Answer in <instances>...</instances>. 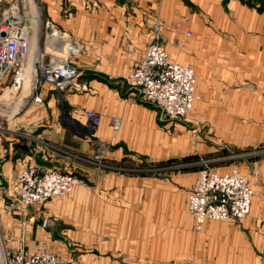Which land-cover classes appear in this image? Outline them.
Segmentation results:
<instances>
[{
  "label": "crops",
  "instance_id": "crops-1",
  "mask_svg": "<svg viewBox=\"0 0 264 264\" xmlns=\"http://www.w3.org/2000/svg\"><path fill=\"white\" fill-rule=\"evenodd\" d=\"M157 1L65 0L61 3L60 0H41L45 5L43 14L81 44L82 50L74 63L80 79L89 87L83 93L62 94L65 107H60V117H57L59 97L50 90L41 94V105L30 103L22 109L18 118L23 129L30 131L27 139L14 142L12 133L7 131L0 141V204L10 193L14 177L34 165L33 151L43 152L39 145L47 144L45 146L53 149L52 144H76V153H71L70 158L84 165L88 159H93L96 144L110 140V116L121 119V128L111 140L114 149L109 156L120 159L124 151H130L124 144L153 141L155 112L148 103L134 96L125 79L158 33L161 45L168 48L181 39L185 30L192 32L183 45L180 41L177 45L191 54L189 61L183 57V64L193 69L197 80L195 94H202L205 104H209L218 91L233 86L224 82L240 78L243 65L251 77L264 78V0H160V7L156 9ZM155 16L161 24L159 30L154 24ZM182 18H188L189 22L179 29L181 35L176 33V37L170 24ZM176 61L180 63V57ZM254 71L261 74L251 73ZM9 82L8 78L2 79L0 92ZM63 109L68 120L76 124L75 132L62 122ZM87 110L100 116L98 126H93L86 118ZM175 129L180 131L181 127ZM67 134L71 140L66 142ZM25 146L27 149L23 148ZM43 158L52 162L53 168L59 165L45 152ZM80 169L87 174L83 167ZM123 172L128 170L95 167L90 174L101 175L99 180L113 190L126 181L145 179L140 175L145 173L127 177L120 175ZM173 181L178 188H183L180 191L191 187V181L186 183L182 176ZM57 200L60 199H54L53 203ZM60 206V203L48 206L53 217ZM43 209H29L24 242L31 251L50 243L57 251L68 232L55 220L47 219L50 216ZM190 227L191 220L186 215L185 229L175 233L178 252L184 257L198 264H264V206L260 203H252L249 216L243 220L208 221L199 232H192ZM0 230L6 246L13 249L21 232L19 219L0 209ZM183 264L190 263L184 261Z\"/></svg>",
  "mask_w": 264,
  "mask_h": 264
},
{
  "label": "rangeland",
  "instance_id": "rangeland-1",
  "mask_svg": "<svg viewBox=\"0 0 264 264\" xmlns=\"http://www.w3.org/2000/svg\"><path fill=\"white\" fill-rule=\"evenodd\" d=\"M18 1L22 13L30 20L32 8L27 5L28 0ZM37 1L38 11L43 14L45 5L41 0ZM60 1L63 3L65 0ZM155 7H160V0ZM175 21L170 24V29L175 36L176 33L181 35L179 29L184 24L180 20ZM175 23L180 24L178 31ZM154 24L159 30L158 16H155ZM41 31L40 28L38 34ZM31 36L34 37L33 32ZM39 37L37 47L43 52L46 43L43 31ZM179 41L183 45L186 39L181 35ZM32 42L31 37L30 44ZM177 42L175 40L168 48L163 43L162 46L173 62L177 63L180 57V64H183V57L189 61L191 54H186ZM33 45L32 54L36 49ZM251 73L261 74L259 71ZM239 74L240 78L224 82L233 86L212 95L209 104L202 101V94L196 93L192 110L181 118L169 120L157 106L149 104L155 112L153 141L124 144L130 151H124L120 159L109 156V153L114 149L112 141L121 126L116 134L111 131L110 140L104 142L103 150L96 151L95 147L94 154H101L99 165L92 158L84 165L72 160L70 154L76 153V144H52L53 149L45 146L47 144L39 145L43 152L59 163L55 169L71 172L82 184L68 195L54 198L60 199L57 202L53 203V199L46 203L45 209L42 208L50 216L47 219L55 220L68 232L60 247L63 251L60 248L53 250L51 243L35 250L52 252L56 264H183L184 261L198 264L178 252L175 233L185 229L187 196L201 167L208 166L213 172L237 170L254 190L253 204L264 206L259 198L260 192L264 191V78L251 77L244 70V65ZM246 74L249 76L245 77ZM4 88L0 92V125L12 132L11 135L17 133L21 139H26L30 131L24 130L19 121L21 110L10 113L12 108L7 101H1ZM6 98L7 94L4 100ZM57 104V117H60V107H65L62 95ZM177 126L181 127L180 131L175 129ZM64 140L70 141V135L64 136ZM102 166L128 170L120 174L127 177L145 173L140 174L145 179L126 181L113 190L99 180L101 175L90 174L95 167L99 170L105 168ZM180 176L186 183L191 181L190 189L180 191L183 188H178L173 181ZM55 203L61 206L53 217L48 206ZM47 219L43 220L47 222Z\"/></svg>",
  "mask_w": 264,
  "mask_h": 264
},
{
  "label": "built area",
  "instance_id": "built-area-1",
  "mask_svg": "<svg viewBox=\"0 0 264 264\" xmlns=\"http://www.w3.org/2000/svg\"><path fill=\"white\" fill-rule=\"evenodd\" d=\"M37 2L35 0L34 12L29 20L22 13L18 0H0V85L4 78L10 81L2 91L1 101H7L12 108L10 113L22 111L30 103L41 105V94L47 90L60 97L65 92H86L89 87L80 79V72L74 63L82 50L81 44L59 30L50 18L40 14ZM27 3L30 7V2ZM188 22V18H182L180 23ZM175 26L178 31L180 24L175 23ZM40 28L46 41L45 48L43 52L39 50L41 54L35 57L30 69L27 57L30 38H34L31 36L34 31L35 41L40 40ZM182 36L186 39L192 36V32L185 30ZM159 37L158 33L155 41L146 46L142 58L133 66L125 81L136 98L157 106L165 118L174 120L192 110L196 100V77L190 66L170 59ZM6 94L8 98L4 100ZM84 115L93 126L101 122L100 116L92 110L85 111ZM109 122L112 133L116 134L121 119L110 116ZM7 131L0 125V141ZM21 138L20 134L12 135L14 142H20ZM95 147L98 151L105 146L99 143ZM100 155L96 153L93 157L97 165ZM80 184L82 182L71 172H60L53 167L47 169L34 164L21 170L13 179L10 193L0 204L1 211L12 213L19 219L21 232L11 249L6 246L0 230V264H56L52 252L27 249L24 242L28 223L26 216L31 207L44 208L46 203L68 195ZM254 197L250 182L237 170L213 172L208 166L201 167L186 200L191 231L199 232L208 221L226 223L245 219L250 214ZM259 198L264 203V191L260 192Z\"/></svg>",
  "mask_w": 264,
  "mask_h": 264
},
{
  "label": "water",
  "instance_id": "water-1",
  "mask_svg": "<svg viewBox=\"0 0 264 264\" xmlns=\"http://www.w3.org/2000/svg\"><path fill=\"white\" fill-rule=\"evenodd\" d=\"M62 122H64L65 126H69L72 128L73 132H75L76 130V124L70 120H68L67 114L66 112L63 110V115L61 117ZM24 149H27V147H23ZM33 161L34 164L39 166V167H43V168H47V169H51L53 167V163L50 161H47L43 158V152H35L33 154Z\"/></svg>",
  "mask_w": 264,
  "mask_h": 264
},
{
  "label": "bare ground",
  "instance_id": "bare-ground-1",
  "mask_svg": "<svg viewBox=\"0 0 264 264\" xmlns=\"http://www.w3.org/2000/svg\"><path fill=\"white\" fill-rule=\"evenodd\" d=\"M29 2H30V8H32V13L34 12V9H33V5L35 6V4H34V2H35V0H28ZM27 1V2H28ZM33 34H34V38H33V42L30 44V46H29V50H28V55H27V57L29 58V62H28V68H32V64H33V60L35 59V57H37V56H39V54H40V51H39V48L37 47L38 45H37V42L35 41L36 39V34H35V32L33 31ZM35 45V48L37 49H35V52L34 53H36V55H34V53L32 54V52H31V47H32V45ZM33 45V46H34ZM34 50V49H33ZM32 59V60H31Z\"/></svg>",
  "mask_w": 264,
  "mask_h": 264
}]
</instances>
